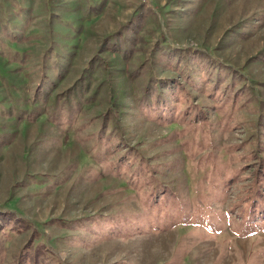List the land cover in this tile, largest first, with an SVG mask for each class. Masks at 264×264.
Masks as SVG:
<instances>
[{
  "label": "rangeland",
  "instance_id": "obj_1",
  "mask_svg": "<svg viewBox=\"0 0 264 264\" xmlns=\"http://www.w3.org/2000/svg\"><path fill=\"white\" fill-rule=\"evenodd\" d=\"M0 264H264V0H0Z\"/></svg>",
  "mask_w": 264,
  "mask_h": 264
}]
</instances>
